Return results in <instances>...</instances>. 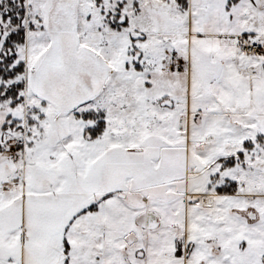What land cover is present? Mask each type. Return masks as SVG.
<instances>
[{
	"label": "snow or ice",
	"instance_id": "snow-or-ice-1",
	"mask_svg": "<svg viewBox=\"0 0 264 264\" xmlns=\"http://www.w3.org/2000/svg\"><path fill=\"white\" fill-rule=\"evenodd\" d=\"M0 264H264V0H0Z\"/></svg>",
	"mask_w": 264,
	"mask_h": 264
}]
</instances>
